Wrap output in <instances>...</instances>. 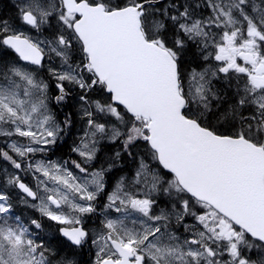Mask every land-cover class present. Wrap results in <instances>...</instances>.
<instances>
[{"label": "snow or ice", "instance_id": "6c2138e0", "mask_svg": "<svg viewBox=\"0 0 264 264\" xmlns=\"http://www.w3.org/2000/svg\"><path fill=\"white\" fill-rule=\"evenodd\" d=\"M12 7L0 14V161L15 170L0 168V264H80L89 243L92 264H264V0ZM69 107L82 122L71 167L44 158L74 126ZM105 142L121 150L93 169ZM122 154L134 168L106 191ZM10 189L67 243H47Z\"/></svg>", "mask_w": 264, "mask_h": 264}, {"label": "trees", "instance_id": "16d2710c", "mask_svg": "<svg viewBox=\"0 0 264 264\" xmlns=\"http://www.w3.org/2000/svg\"><path fill=\"white\" fill-rule=\"evenodd\" d=\"M0 14H4L9 17L15 15V9L12 7V0H0ZM53 110L57 114L58 120L62 122L65 109L54 106ZM67 111L73 114V120L75 121L74 126L63 134V139L58 141L57 145L51 147V151L48 153L46 158L55 161L68 160L69 167H71V160H78L76 155L71 151V148L75 143H77L79 136L82 134V122L80 121L77 107H69ZM0 147H4V145L0 144ZM120 150L121 145L119 142L116 144H103L101 151L98 153V160L94 162L93 166H96V168H99L102 165L106 167L107 163L110 162L109 158L114 157L115 152ZM4 167L9 169L11 168V165H9L7 161H0V168ZM133 168L134 164L131 159L128 158L126 154H122L121 159L118 161V166L113 168L112 172L108 173L106 176V180L108 181V187L106 190L109 189L113 179H115L119 173L127 172L128 174H131ZM9 191L11 192L16 205V212L21 215L25 221H30L32 218L40 220L42 229L38 231L40 236L44 237L47 243H49L52 247H58L61 241H64L65 244L67 243L60 237L59 233L55 231V229L59 226L53 225L52 222L48 221L46 218H40L33 209L27 208L23 204H20L17 198V193L14 189H10ZM102 202L103 198L101 204L98 205V208L102 209ZM91 223L92 226H96L99 224V219H96ZM75 259H77L80 264H92V262L95 260V248L93 245H91V243H89L82 250L77 249Z\"/></svg>", "mask_w": 264, "mask_h": 264}, {"label": "rangeland", "instance_id": "374dc122", "mask_svg": "<svg viewBox=\"0 0 264 264\" xmlns=\"http://www.w3.org/2000/svg\"><path fill=\"white\" fill-rule=\"evenodd\" d=\"M55 62V65H58L59 64V59L58 58H56V60L54 61ZM6 147V146H5ZM77 156V155H76ZM78 157V156H77ZM37 159H39V158H41V155L40 154H37V157H36ZM78 159H79V157H78ZM74 171H75V169H73ZM9 171H15L14 169H12V168H9ZM20 175H21V177H22V179L23 180H25V179H27V182L30 184V185H32V186H34V181H33V179H32V176L30 175V174H25L24 172H21L20 173ZM106 202V201H105ZM104 203V201L102 202V204ZM37 214L40 216V214L37 212ZM115 215V214H114ZM41 217V216H40ZM90 225H92V223L90 222L89 223ZM90 229H92V227L90 228ZM95 250H96V248H95ZM96 252V251H95Z\"/></svg>", "mask_w": 264, "mask_h": 264}, {"label": "water", "instance_id": "95a60500", "mask_svg": "<svg viewBox=\"0 0 264 264\" xmlns=\"http://www.w3.org/2000/svg\"><path fill=\"white\" fill-rule=\"evenodd\" d=\"M64 238V237H63ZM66 239V238H65Z\"/></svg>", "mask_w": 264, "mask_h": 264}, {"label": "bare ground", "instance_id": "6f19581e", "mask_svg": "<svg viewBox=\"0 0 264 264\" xmlns=\"http://www.w3.org/2000/svg\"><path fill=\"white\" fill-rule=\"evenodd\" d=\"M94 169V168H93Z\"/></svg>", "mask_w": 264, "mask_h": 264}]
</instances>
